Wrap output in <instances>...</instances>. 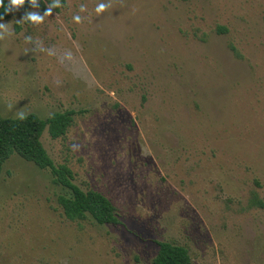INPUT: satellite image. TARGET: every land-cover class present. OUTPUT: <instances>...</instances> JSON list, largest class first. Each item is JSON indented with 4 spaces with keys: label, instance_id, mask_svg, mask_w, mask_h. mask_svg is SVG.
Wrapping results in <instances>:
<instances>
[{
    "label": "rangeland",
    "instance_id": "374dc122",
    "mask_svg": "<svg viewBox=\"0 0 264 264\" xmlns=\"http://www.w3.org/2000/svg\"><path fill=\"white\" fill-rule=\"evenodd\" d=\"M97 2L66 0L38 25L16 20L43 15L42 0L10 14L0 113L77 111L42 143L121 223L68 220L50 172L14 154L0 264H151L162 241L192 264H264V210L249 205L264 201V0Z\"/></svg>",
    "mask_w": 264,
    "mask_h": 264
},
{
    "label": "trees",
    "instance_id": "16d2710c",
    "mask_svg": "<svg viewBox=\"0 0 264 264\" xmlns=\"http://www.w3.org/2000/svg\"><path fill=\"white\" fill-rule=\"evenodd\" d=\"M42 1L57 13L66 5V0ZM58 2L62 3L59 9L54 7ZM32 5L26 2L23 8L28 10ZM9 18L10 14L4 17V21ZM220 31L225 32V29ZM77 114L75 110H66L43 119L31 113L24 120H18L3 117L0 113V175L6 162L17 154L39 169L49 171L53 184L65 191L59 197V204L68 220L82 222L92 218L101 226L118 225L121 222L111 200L98 191H85L74 183L75 176L70 167L67 164L56 165L42 143L46 129L53 139L65 137ZM249 205L264 210V201L257 194L251 197ZM158 246V253L151 264H192L186 247L167 241L158 242Z\"/></svg>",
    "mask_w": 264,
    "mask_h": 264
},
{
    "label": "clouds",
    "instance_id": "9594fccd",
    "mask_svg": "<svg viewBox=\"0 0 264 264\" xmlns=\"http://www.w3.org/2000/svg\"><path fill=\"white\" fill-rule=\"evenodd\" d=\"M26 2L34 3L35 0H0V39H3L5 34H9L11 31L10 29L11 22H5L4 17L8 14H14L18 12L20 9L24 7ZM54 7L59 9L62 7V3L58 2L56 5H54ZM109 7H110V2H106V0H98V2L95 5V12L97 14H101L105 12ZM80 11L81 12L86 11L84 5L80 6ZM51 14H52L51 8H48L43 15H39L35 12L26 11L20 19L16 20V22L17 23L27 22L38 25L44 21V18L46 16H49ZM73 20L76 23H80L82 21V17L80 15H74ZM26 39H31V37H27ZM12 107L13 106L11 104L8 105L9 110H11ZM26 115L27 114L22 109H19L17 111L16 116H14V118L18 120H24L26 118Z\"/></svg>",
    "mask_w": 264,
    "mask_h": 264
}]
</instances>
